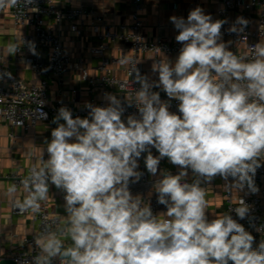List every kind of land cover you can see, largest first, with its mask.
Here are the masks:
<instances>
[{
	"label": "clouds",
	"instance_id": "9594fccd",
	"mask_svg": "<svg viewBox=\"0 0 264 264\" xmlns=\"http://www.w3.org/2000/svg\"><path fill=\"white\" fill-rule=\"evenodd\" d=\"M32 2L0 0V8ZM170 22L182 45L175 61L153 63L158 81L132 70L140 88L128 104L138 116L122 119L125 108L112 93L105 94L107 106L86 105L84 118L60 107L48 158L42 149L41 166L21 181L26 197L15 200L17 186L7 187L4 194L20 212L38 213L50 185L65 193V225L56 231L46 225L35 236L39 253L30 264H264V240L253 248L254 236L228 213L208 219L202 187L220 176L229 190L259 191L254 178L264 161V43L250 46V57L236 55L222 39L226 21L213 20L199 6L187 19L172 16ZM247 24L237 17L228 31L242 32ZM17 51V44L8 45L9 55ZM30 51L37 54L34 43ZM4 77L11 73H0ZM173 99L179 114L169 111ZM144 153L153 176L165 157L180 169L161 174L154 185L167 208L163 220L130 191L143 175L138 161ZM189 170L196 177L191 183ZM233 210L243 220L250 208L240 199ZM65 235L71 246L60 238Z\"/></svg>",
	"mask_w": 264,
	"mask_h": 264
},
{
	"label": "built area",
	"instance_id": "2783aa9c",
	"mask_svg": "<svg viewBox=\"0 0 264 264\" xmlns=\"http://www.w3.org/2000/svg\"><path fill=\"white\" fill-rule=\"evenodd\" d=\"M144 0H134L130 24L114 25L109 23L103 15L98 14L94 9L87 7L83 0L75 7L61 8L56 0H33L28 5L23 3L16 6H5L0 8V16L6 12L10 14L13 26L17 31L15 44L18 51L13 56H6L3 52L0 34V73L10 72L11 78L0 79V121L6 124L11 130L8 133L13 140L15 134L13 129L20 128L24 131L35 128L40 122L49 121L52 114H57L62 106L72 111L73 117L88 115L89 103L95 106H107L104 100L91 98L86 105H78L75 98H66L63 93V76L72 71H79L82 80L89 85V92L96 89L106 94L115 90L119 94L125 111L124 116L137 115L138 110L134 103L129 106L128 101H133L136 90L140 84L135 80V73H132L134 66L142 76H146L144 64L140 56L151 53L155 61L171 58L179 53L182 45L178 42L169 43L159 37H150L142 33V13ZM221 7L211 14L213 20H225L223 25L222 39L229 44V49L236 55L251 56L250 46L260 42L264 43V0H221ZM237 17H243L248 21L246 27L240 32H229L228 29L236 22ZM89 26L97 40V44L88 46V53L91 58L100 60L96 69L97 76L89 74L88 66L82 59H74L68 51L63 35L62 24L69 23V30L81 39L84 35V27ZM240 25H237L239 28ZM30 43H34L35 51H30ZM126 59L127 63H121ZM14 61L18 66H23L34 72L36 82L28 83L21 78L14 67L10 65ZM120 69L122 75L116 73ZM147 77V76H146ZM55 79L58 85V97L52 101L48 92L49 80ZM148 78V77H147ZM149 79V78H148ZM150 81V80H149ZM76 94L77 90H72ZM160 93L162 101H168L167 95L162 88L152 89ZM178 101L171 100L169 111L179 114ZM46 114V118L42 115ZM21 122V123H18ZM152 151H156L154 148ZM142 154L138 163L140 172L143 173L137 183H130V191L134 196H140L143 206H150L154 215L163 220V214L167 208L158 203L157 193L154 189L156 181L145 170ZM40 166L33 164L29 167L27 175L7 174L18 188H23L21 181L30 174L31 168ZM255 184L259 191L252 193L245 187L239 190L237 195L233 189L227 188L224 194L225 213L230 214L233 219L242 224L246 231L251 233L255 242L253 248H257L264 240V161L255 175ZM187 181V180H186ZM188 182V181H187ZM231 182V177L229 178ZM243 199L249 206L248 216L241 220L233 210L239 206V200ZM40 211L32 213L30 210L20 212L11 202V213L13 215H29L31 217L32 231L23 238L24 248L18 252L10 253L8 256H0V261L5 258L12 259L16 264H30L33 257L38 255L39 249L35 244V236L39 235L45 226H50L52 231L63 227L65 222L57 213L49 208L48 200L41 201ZM65 246H71L72 241L68 236L60 237ZM53 264H60L59 260Z\"/></svg>",
	"mask_w": 264,
	"mask_h": 264
},
{
	"label": "crops",
	"instance_id": "0c3cea01",
	"mask_svg": "<svg viewBox=\"0 0 264 264\" xmlns=\"http://www.w3.org/2000/svg\"><path fill=\"white\" fill-rule=\"evenodd\" d=\"M58 5L67 9L75 7L80 0H56ZM87 7L94 9L98 14L103 15L105 19L114 25L130 24L132 22L131 14L133 10L134 0H83ZM222 5L221 0H144L143 2V27L142 33L150 37H159L169 43L177 42L175 36L178 34L174 25L170 22V17L178 16L187 19L190 10L201 7L205 14L211 15L216 12ZM65 45L74 59H82L84 64L88 66L89 74L91 76L99 75L96 69L100 60L91 58L88 53V46L97 44L89 20L87 26L84 27V35L79 39L75 33L69 30V23L64 21L61 27ZM0 34L3 52L6 56L8 53V45L15 44L17 31L13 26V22L9 13L0 16ZM179 53L173 55L169 60L175 61ZM144 64L145 74L150 82L158 81V73L152 71L155 57L151 53H145L140 56ZM10 65L16 69L17 74L28 83L36 82V75L33 71L18 66L14 61ZM116 73L121 76L122 72L118 68ZM64 86L63 95L66 98H75L78 105H86L91 98L95 100H104L105 94L96 89L90 93L89 85L80 77L79 71H72L63 76ZM160 87H153L158 90ZM76 89V94L73 93ZM50 98L54 101L58 93V85L55 79L49 80L48 89ZM119 98V94L115 90L108 91ZM106 93V94H107ZM120 99V98H119ZM57 114H52L49 121L40 122L35 128L24 131L20 128L13 129L15 138L12 140L8 133L10 128L0 121V256H8L10 253H15L24 248L23 238L29 235L32 231L31 217L29 215H13L11 213L12 199L4 193L9 185L14 184L12 179L7 178V174L27 175L28 169L31 165L36 164L41 166L40 155L42 149L44 151V159L48 158L46 152V144L51 140V131L57 127L53 123V119ZM83 116L81 118H84ZM126 121L127 117L122 116ZM63 123V121H60ZM154 156H158L157 151H152ZM147 155V153H146ZM145 155V156H146ZM145 164V163H144ZM145 170L147 171L146 167ZM140 171V166L138 168ZM180 171L178 166L169 162L165 157L161 159L158 172L155 176L148 174L151 178L156 179L161 177L163 173L178 174ZM196 177L191 170L188 171L186 180L191 183ZM206 193L207 201V216L209 220L225 214V200L224 194L227 190L225 181L216 176L211 182L202 184ZM234 194L237 195L239 190L233 189ZM27 193L24 188H18L15 193V200L23 201ZM65 193L57 189L54 185H50L49 208L53 213H57L61 219L66 221V212L64 208Z\"/></svg>",
	"mask_w": 264,
	"mask_h": 264
},
{
	"label": "water",
	"instance_id": "95a60500",
	"mask_svg": "<svg viewBox=\"0 0 264 264\" xmlns=\"http://www.w3.org/2000/svg\"><path fill=\"white\" fill-rule=\"evenodd\" d=\"M0 264H16L12 259L5 258L0 261Z\"/></svg>",
	"mask_w": 264,
	"mask_h": 264
}]
</instances>
